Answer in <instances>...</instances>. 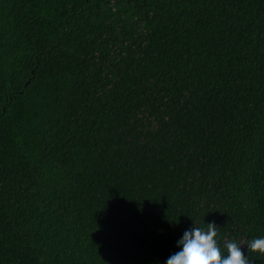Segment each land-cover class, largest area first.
<instances>
[{
    "label": "trees",
    "instance_id": "16d2710c",
    "mask_svg": "<svg viewBox=\"0 0 264 264\" xmlns=\"http://www.w3.org/2000/svg\"><path fill=\"white\" fill-rule=\"evenodd\" d=\"M212 222L264 237V0H0V264H166Z\"/></svg>",
    "mask_w": 264,
    "mask_h": 264
},
{
    "label": "clouds",
    "instance_id": "9594fccd",
    "mask_svg": "<svg viewBox=\"0 0 264 264\" xmlns=\"http://www.w3.org/2000/svg\"><path fill=\"white\" fill-rule=\"evenodd\" d=\"M217 235L214 222L207 223L206 230L193 224L177 241L181 250L171 255L166 264H251L249 257L241 250L242 244H246L251 252L264 254V237H261L242 243L225 241L227 256H224L218 246Z\"/></svg>",
    "mask_w": 264,
    "mask_h": 264
}]
</instances>
